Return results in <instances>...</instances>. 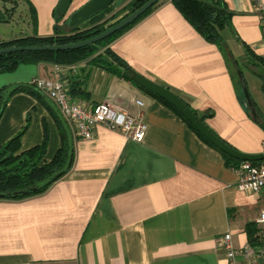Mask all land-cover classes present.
Instances as JSON below:
<instances>
[{"label":"crops","instance_id":"0c3cea01","mask_svg":"<svg viewBox=\"0 0 264 264\" xmlns=\"http://www.w3.org/2000/svg\"><path fill=\"white\" fill-rule=\"evenodd\" d=\"M89 1L74 0L68 15ZM131 1L115 0L79 29L110 20L108 28L129 13L120 12ZM14 2L25 12L26 29L6 35L2 27L16 18L0 23V42L54 36L56 27L69 31L57 14L60 0H0V8ZM224 2L231 12L225 52L198 33L173 0H162L110 47L136 72L190 104L231 147L264 154V31L254 0ZM57 68L69 86L81 88L72 97L86 109L109 103L141 116L148 132L137 142L100 125L84 140L69 124L74 161L68 174L42 194L0 199V264H230L220 239L231 233L235 248L250 243L247 226L259 229L264 189L241 191L238 170L176 112L91 60L22 64L0 73V88L52 79ZM26 125L20 152L40 145L47 132L45 161H51L62 146L60 128L46 105L28 93L8 102L0 118V147Z\"/></svg>","mask_w":264,"mask_h":264},{"label":"trees","instance_id":"16d2710c","mask_svg":"<svg viewBox=\"0 0 264 264\" xmlns=\"http://www.w3.org/2000/svg\"><path fill=\"white\" fill-rule=\"evenodd\" d=\"M148 1L149 0H132L121 10L120 13L126 11H129L130 13L142 7ZM161 1L162 0L126 28L96 44L75 50L55 52H13L2 54L0 55V73L14 72L22 64H39L44 62L61 66H71L83 61L91 60L94 65L132 82L140 89L170 107L188 123L202 140L222 153L229 167L237 169L242 161L236 160L222 152L199 133L173 105L134 82L132 80V72L134 69L110 47L113 41L147 17ZM173 3L184 17L194 26L198 33H200L207 41L218 45L222 51H226L227 43L224 38V32L231 26V12L227 9L224 0H173ZM14 4L16 6L18 2H14ZM28 5L30 7L33 22L35 23V8L29 2ZM15 6L10 9L7 7L0 8V23H7L13 19L15 11L17 10ZM116 17L117 15L113 16L111 19L114 20ZM109 21L110 20L83 31L75 29L65 32L60 31V29L56 27L54 36H24L15 40L0 42V49L12 46L65 45L81 42L100 34L106 29L104 27ZM69 89L72 96L80 95L81 88L77 87V84H70ZM17 93L31 94L46 105L54 115L60 128L62 146L56 156L51 161L46 162L45 155L49 140L48 133L46 132L44 140L40 145L30 150L20 152L21 140L27 130L26 125L21 132L0 147V193L10 194L8 197L4 198L10 200H22L46 192L55 182L68 174L74 161L73 133L68 121L61 114L56 104L33 84H17L0 88V118L2 117L10 99ZM187 105L204 122V118L201 117L199 113L190 106V104L187 103ZM253 163L262 164L263 161ZM246 231L249 242L254 246H258L260 244V238L258 236L260 231L257 229L256 225L249 224Z\"/></svg>","mask_w":264,"mask_h":264},{"label":"built area","instance_id":"2783aa9c","mask_svg":"<svg viewBox=\"0 0 264 264\" xmlns=\"http://www.w3.org/2000/svg\"><path fill=\"white\" fill-rule=\"evenodd\" d=\"M264 31V0H254ZM33 84L47 95L58 107L61 114L73 127L76 135L84 140L94 136V130L106 126L118 131L128 138L143 142L148 132V125L140 116L136 118L124 110L103 102L88 110L75 101L70 94L68 81L62 69L57 68L52 79H35ZM136 103L143 105L139 100ZM240 174L238 188L244 192L260 193L264 189V163L254 164L244 161L237 168ZM259 225L260 244L251 243L242 248H235L231 233H226L220 239V247L224 250L230 264H264V209L257 218Z\"/></svg>","mask_w":264,"mask_h":264},{"label":"water","instance_id":"95a60500","mask_svg":"<svg viewBox=\"0 0 264 264\" xmlns=\"http://www.w3.org/2000/svg\"><path fill=\"white\" fill-rule=\"evenodd\" d=\"M73 1L74 0H60L59 5L57 7L58 17L61 19H65V25L69 28V31L79 29L84 22H86L96 14L107 9L115 0H90L84 6L68 15ZM159 1L160 0H149L142 7L126 14L120 20H118L117 22L106 28L104 31H102L100 34L95 35L94 37H91L84 41L65 45L54 44L42 46H12L0 49V55L13 52H55L75 50L96 44L132 24ZM240 77L243 84L246 102L253 114L257 116V112L249 90L246 86V83L243 77ZM132 80L136 82L139 86L153 92L154 94L158 95L159 97L163 98L171 105H173L194 126V128L199 133H201L210 143H212L222 152L242 162H259L264 160V154H248L240 152L235 148L231 147L225 141H223L198 117V115L187 105V103L180 96H178L169 88L146 78L135 70L132 72ZM9 195L10 194L0 193V199H4Z\"/></svg>","mask_w":264,"mask_h":264},{"label":"rangeland","instance_id":"374dc122","mask_svg":"<svg viewBox=\"0 0 264 264\" xmlns=\"http://www.w3.org/2000/svg\"><path fill=\"white\" fill-rule=\"evenodd\" d=\"M4 6H5V4H4ZM14 6H15V4H8V8L9 9L13 8ZM15 7L17 9L15 11V13L16 12L17 13L14 15V17L16 18L15 22L10 24V25H8V26L4 25L2 27V32L5 33L6 35H9L11 33H17L19 30H25L26 29V26H24L22 24V22H23L22 20L25 17V12H24L23 8L20 7L19 4H17ZM20 22H21V24H20ZM10 31H11V33H9Z\"/></svg>","mask_w":264,"mask_h":264}]
</instances>
